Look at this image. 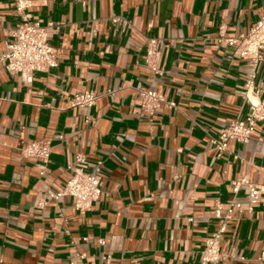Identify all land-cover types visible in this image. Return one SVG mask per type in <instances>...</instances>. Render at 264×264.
Returning <instances> with one entry per match:
<instances>
[{
	"label": "crops",
	"instance_id": "1",
	"mask_svg": "<svg viewBox=\"0 0 264 264\" xmlns=\"http://www.w3.org/2000/svg\"><path fill=\"white\" fill-rule=\"evenodd\" d=\"M24 13L55 23L58 66L24 83L0 62V264H204L216 203L248 204L233 181L264 201V122L221 156L211 141L264 99V60L220 42L247 32L264 0H30ZM22 14L0 0V53ZM147 89L175 105L144 111ZM84 91L100 97L71 106ZM34 139L51 142L47 164L22 154ZM78 153L101 168L103 194L84 212L49 197ZM219 245L215 264H264V205L235 210Z\"/></svg>",
	"mask_w": 264,
	"mask_h": 264
},
{
	"label": "built area",
	"instance_id": "2",
	"mask_svg": "<svg viewBox=\"0 0 264 264\" xmlns=\"http://www.w3.org/2000/svg\"><path fill=\"white\" fill-rule=\"evenodd\" d=\"M18 10L22 11L20 21L11 31V38L6 42L0 53V62L11 73L19 75L24 83H31L34 75L38 71H49L58 66V49L50 42V34L56 29L53 22L42 23L34 19L30 13L24 10L30 7V0H15ZM155 42L154 40L152 41ZM220 42L233 46L235 54L251 61L253 67H257L264 60V15L245 33H240L234 37H221ZM156 52L149 51V55ZM152 56V57H153ZM152 68L157 71L155 65ZM255 72L250 74L248 85L254 84ZM100 95L93 91L75 93L71 99V106H91ZM141 108L153 113L157 108L174 106V102L167 101L165 97L153 89L142 90L140 92ZM248 115L243 119H234L224 126L217 137H212L211 141L217 149L218 156L228 150L231 140L238 142H249L253 139L254 131L259 122H264V99L251 101ZM52 145L46 139H34L22 147V154L25 157L35 158L44 164L50 161ZM264 165V152L262 154ZM86 155L78 153L75 160L69 166L71 175L60 191L50 193V198H57L61 195L73 197L76 209L81 212L91 209L93 203L103 194L101 187V168L98 166L93 170L86 169ZM243 183H247L248 204H244L237 199H231L228 206L216 203L215 216L221 225L218 231L212 234L205 241V248L202 252L203 263L215 264L219 257L220 240L227 230V222L233 218L235 210L252 209L256 203L264 205L261 199L262 188L245 179L233 181V191L237 194ZM264 255V252L263 254ZM72 264H84L74 261Z\"/></svg>",
	"mask_w": 264,
	"mask_h": 264
}]
</instances>
